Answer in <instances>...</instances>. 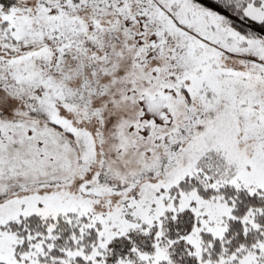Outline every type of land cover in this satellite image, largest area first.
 Masks as SVG:
<instances>
[{"label":"snow or ice","instance_id":"1","mask_svg":"<svg viewBox=\"0 0 264 264\" xmlns=\"http://www.w3.org/2000/svg\"><path fill=\"white\" fill-rule=\"evenodd\" d=\"M0 264H264V0H0Z\"/></svg>","mask_w":264,"mask_h":264}]
</instances>
